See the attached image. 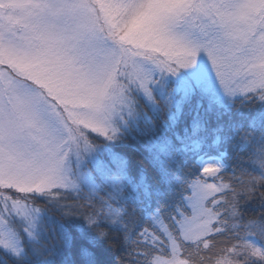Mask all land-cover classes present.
<instances>
[{
	"label": "snow or ice",
	"instance_id": "1",
	"mask_svg": "<svg viewBox=\"0 0 264 264\" xmlns=\"http://www.w3.org/2000/svg\"><path fill=\"white\" fill-rule=\"evenodd\" d=\"M0 264H264V0H0Z\"/></svg>",
	"mask_w": 264,
	"mask_h": 264
},
{
	"label": "trees",
	"instance_id": "2",
	"mask_svg": "<svg viewBox=\"0 0 264 264\" xmlns=\"http://www.w3.org/2000/svg\"><path fill=\"white\" fill-rule=\"evenodd\" d=\"M129 155L132 157V161L133 163H141L140 159L138 156H136L134 153H131L129 152ZM232 167H235V165H233ZM230 170V173H227L226 176H225V182L227 183H231V175H232V172H231V168L229 169ZM247 213L249 215H252V216H255L258 214V212L260 211V208H259V205L258 203H250L248 206H247V209H246Z\"/></svg>",
	"mask_w": 264,
	"mask_h": 264
},
{
	"label": "rangeland",
	"instance_id": "3",
	"mask_svg": "<svg viewBox=\"0 0 264 264\" xmlns=\"http://www.w3.org/2000/svg\"><path fill=\"white\" fill-rule=\"evenodd\" d=\"M244 166H246V164L244 165ZM228 173H230V170H229V172ZM237 174H239V173H237ZM224 182H225V179H224ZM226 183V182H225ZM228 183V182H227Z\"/></svg>",
	"mask_w": 264,
	"mask_h": 264
}]
</instances>
